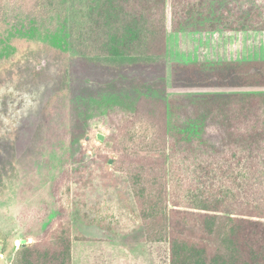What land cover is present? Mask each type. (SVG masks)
<instances>
[{
    "label": "rangeland",
    "instance_id": "1",
    "mask_svg": "<svg viewBox=\"0 0 264 264\" xmlns=\"http://www.w3.org/2000/svg\"><path fill=\"white\" fill-rule=\"evenodd\" d=\"M87 2L85 19L92 28L81 47L73 23L82 0H0V264H14L25 234L41 233L54 216V222L73 218L74 235L108 233L137 244L143 234L132 214L133 195L119 172L111 171L114 183L100 177V164L114 154L118 112H134L145 96L167 100L188 93L170 84L174 62L236 58L247 51L264 59V31L211 37L188 32L171 40L172 48H182L150 54L145 19L126 11L127 0ZM232 39L243 42L241 53ZM219 40L224 46L215 48ZM61 172L69 174L71 187L67 191L61 179L54 196ZM83 174L92 177L80 185ZM60 203L64 208L56 216ZM73 242L75 254L106 248L96 241ZM147 243L160 252L161 264H169L168 242Z\"/></svg>",
    "mask_w": 264,
    "mask_h": 264
},
{
    "label": "trees",
    "instance_id": "2",
    "mask_svg": "<svg viewBox=\"0 0 264 264\" xmlns=\"http://www.w3.org/2000/svg\"><path fill=\"white\" fill-rule=\"evenodd\" d=\"M82 2L73 23L81 47L92 28L85 19L91 4ZM124 7L144 17L147 51L155 55L182 48H172L171 40L188 32L264 31V0H127ZM232 42L241 53L243 42ZM170 84L189 92L167 100L145 96L134 112H118L114 154L100 164L101 179L114 183L113 173L121 174L141 241L168 242L169 264H264V91L258 90L264 59L247 51L174 62ZM201 89L215 90L194 91ZM85 176L80 185L92 174ZM61 179L70 190L69 174L62 173L54 196ZM59 208L56 216L64 205ZM54 218L41 233L25 234L14 264H72L73 241L91 238L72 233L73 218Z\"/></svg>",
    "mask_w": 264,
    "mask_h": 264
},
{
    "label": "crops",
    "instance_id": "3",
    "mask_svg": "<svg viewBox=\"0 0 264 264\" xmlns=\"http://www.w3.org/2000/svg\"><path fill=\"white\" fill-rule=\"evenodd\" d=\"M85 236L91 238L90 241L103 243L106 248L96 250L80 248L75 254L72 246V264H161L160 252L154 249L151 251L148 243L141 241V237L135 244L128 239L118 241L108 233L104 237Z\"/></svg>",
    "mask_w": 264,
    "mask_h": 264
},
{
    "label": "water",
    "instance_id": "4",
    "mask_svg": "<svg viewBox=\"0 0 264 264\" xmlns=\"http://www.w3.org/2000/svg\"><path fill=\"white\" fill-rule=\"evenodd\" d=\"M98 137H99L100 139H103V135H102V134H99Z\"/></svg>",
    "mask_w": 264,
    "mask_h": 264
}]
</instances>
